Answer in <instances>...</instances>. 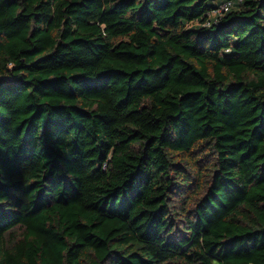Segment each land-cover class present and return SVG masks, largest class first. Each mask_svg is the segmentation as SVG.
Here are the masks:
<instances>
[{
	"label": "trees",
	"instance_id": "16d2710c",
	"mask_svg": "<svg viewBox=\"0 0 264 264\" xmlns=\"http://www.w3.org/2000/svg\"><path fill=\"white\" fill-rule=\"evenodd\" d=\"M0 264H264V0H0Z\"/></svg>",
	"mask_w": 264,
	"mask_h": 264
},
{
	"label": "built area",
	"instance_id": "2783aa9c",
	"mask_svg": "<svg viewBox=\"0 0 264 264\" xmlns=\"http://www.w3.org/2000/svg\"><path fill=\"white\" fill-rule=\"evenodd\" d=\"M241 1L242 0H239V2ZM233 6H234L233 2L223 3L222 5L219 6V8L211 12L210 17L216 18L223 16L224 14L228 13L233 8Z\"/></svg>",
	"mask_w": 264,
	"mask_h": 264
}]
</instances>
